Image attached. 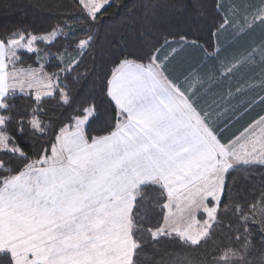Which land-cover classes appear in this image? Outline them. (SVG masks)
Wrapping results in <instances>:
<instances>
[{
    "label": "snow or ice",
    "instance_id": "1",
    "mask_svg": "<svg viewBox=\"0 0 264 264\" xmlns=\"http://www.w3.org/2000/svg\"><path fill=\"white\" fill-rule=\"evenodd\" d=\"M112 2L30 0L38 26L0 24V264H264V0H123L127 19L105 25ZM188 48L203 63L182 60ZM25 55L48 63L20 69ZM148 165L167 192L148 191L160 187L137 174ZM242 167L261 190L233 205L228 242L157 260L169 238L208 243ZM196 180L212 187L189 213L172 185ZM149 207L162 222L145 227Z\"/></svg>",
    "mask_w": 264,
    "mask_h": 264
},
{
    "label": "trees",
    "instance_id": "2",
    "mask_svg": "<svg viewBox=\"0 0 264 264\" xmlns=\"http://www.w3.org/2000/svg\"><path fill=\"white\" fill-rule=\"evenodd\" d=\"M30 0H0V24L6 23L12 27H19L20 23L23 22L25 26L30 25H39V21L43 18L39 16V14L29 6ZM72 3H75V0H72ZM123 0H113L110 6H106L99 14L98 19L102 21L105 25H112L116 23H122L127 17L125 13L128 12L129 8H120L118 5L122 4ZM119 16V19H111L110 17ZM0 31H5L6 29H0ZM259 30H257L258 32ZM202 36V39H199V43L207 48L209 43V36L207 30L202 33L198 32L197 37ZM190 39H196V37H190ZM215 40V37L212 38ZM228 42H231V39L226 38ZM65 43L63 38L58 39L57 44ZM41 49L47 50V46L44 43L39 45ZM55 51V48L52 49ZM209 52H212V48H208ZM21 54L23 55V50H21ZM196 60H200L203 63L202 53L200 51H196L195 54L188 57L184 60L186 62H193ZM53 63L55 61H52ZM47 64L48 61H40V63H33V57L24 56V63L19 64L18 67H39L40 64ZM111 67V65H109ZM53 69L46 68V71L50 72ZM259 111V109H257ZM255 115V114H254ZM239 127V126H237ZM255 176L256 180L254 181V188L252 186L247 185L242 177H250ZM235 181V183H231V181ZM229 191L231 192V196L229 200L232 201L229 204L230 211L227 213L223 212L224 205H221L220 213L217 216V219L221 221L220 224L214 225V228L211 230L214 232V235L211 239L208 240V243L204 245L203 248L197 249L195 246L189 245L183 241H180L178 238H169L162 242V245H157V248L162 253H167L168 255H164L163 257L157 256V260H175L177 258L183 259L187 258L190 261L196 262L198 258L205 256L206 254H212L213 249L218 247V244L223 241L227 243L229 238L232 236L233 230L229 229L228 226L232 222L236 220V214L233 208L235 203H243L239 200L241 195L246 197L245 203L247 201H252L253 196L249 194V192L260 189V180H259V172L253 169L247 168H237L235 170H231L229 173ZM249 189V192L246 189ZM148 191L153 193L165 192V190L160 187H150ZM258 200V197H256ZM228 198L226 197L224 200V204L229 203ZM158 202H162L158 201ZM149 215V222L145 225V227H152L158 222L161 221V214L154 207H149L147 209ZM247 211V210H245ZM147 235V233H145ZM175 236V234H174ZM174 254V255H171ZM207 264H215L214 261L208 260Z\"/></svg>",
    "mask_w": 264,
    "mask_h": 264
},
{
    "label": "rangeland",
    "instance_id": "3",
    "mask_svg": "<svg viewBox=\"0 0 264 264\" xmlns=\"http://www.w3.org/2000/svg\"><path fill=\"white\" fill-rule=\"evenodd\" d=\"M89 3L95 2V3H100L101 0H88ZM229 2H231V0H229ZM254 2H258V0H254ZM108 5H105L103 8H101V11ZM100 11V12H101ZM99 14V13H98ZM257 28H259L260 30V26L258 25ZM259 32V31H258ZM221 40H224V37L221 36L220 38ZM231 39V36L230 38ZM188 57V53L184 52L182 54L181 59L185 60ZM43 64V63H41ZM40 67V66H39ZM39 67H19L20 69H39ZM21 75H24V73L22 72ZM212 187V182L209 181H203V180H196L194 181L192 184H189L187 187H183L181 189V191L176 192V194H178L181 199H182V207L186 208L188 210L189 213H191V208L189 207L191 200L193 199L194 196H197L200 192L201 189L204 190H208L209 188ZM174 199H175V195H174ZM173 211L177 212V214L179 215V209L174 208ZM207 219V216L205 213H203V211H200L196 214V220L197 221H203ZM191 220V216L189 215V221ZM170 223H171V218H170ZM188 221L186 220H181L180 222V227L181 230H184V228L187 226ZM203 225L201 224H196V223H192L191 226V230L192 231H196L198 228H202Z\"/></svg>",
    "mask_w": 264,
    "mask_h": 264
},
{
    "label": "crops",
    "instance_id": "4",
    "mask_svg": "<svg viewBox=\"0 0 264 264\" xmlns=\"http://www.w3.org/2000/svg\"><path fill=\"white\" fill-rule=\"evenodd\" d=\"M259 30V28L256 29V31ZM224 37V40L226 38H230V35L228 33H225L223 35ZM168 49H165V52H167ZM198 51L196 49H191V48H188L186 49L185 52L188 53V55L190 54V56H192L193 54H195V52ZM255 113H253L254 115ZM258 118V117H257ZM137 174L139 176H141L142 178H145V179H149V178H153L155 177V179H153V183H159L160 186L165 190V192L168 191V189L164 186V182H163V172L160 168L156 167L155 165H148V166H141V167H138L137 170H136ZM172 187L176 188V192L178 191H181V189L183 187H180L179 184H176V185H172ZM33 227H36L37 228V234L38 235H42V231H41V228L37 225H33Z\"/></svg>",
    "mask_w": 264,
    "mask_h": 264
}]
</instances>
